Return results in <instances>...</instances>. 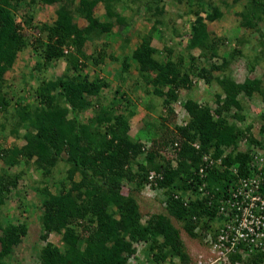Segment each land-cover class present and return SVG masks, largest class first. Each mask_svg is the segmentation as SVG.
Wrapping results in <instances>:
<instances>
[{"label":"trees","instance_id":"16d2710c","mask_svg":"<svg viewBox=\"0 0 264 264\" xmlns=\"http://www.w3.org/2000/svg\"><path fill=\"white\" fill-rule=\"evenodd\" d=\"M123 1L0 0V117L4 118L0 133L10 129L12 136L20 138V130L28 132L22 136L25 140L22 147L8 149L0 143L3 162L0 213L8 195L17 190L25 175L24 170L11 174L14 167L33 163L37 171L44 172L41 176L44 179L62 161L69 165L67 192L52 193L48 187L38 188L42 202L40 241L44 243L39 251L41 264H128L137 254L135 246L140 244L147 245V252L154 259L152 264H163L169 257L189 264L185 241L171 219L180 223L189 237L201 242L208 233L215 234V227L221 225L217 208L208 206V198L202 200L195 194L201 179L196 177L189 183L193 171L202 165L205 154L212 153L215 158L223 157L225 166L238 164L239 175L245 177L253 157L250 150H239L241 141L246 140L248 149L264 150V139L257 140L252 126H245L249 107L245 99L264 103V80L246 77L243 82H237L232 78L231 66L243 53L234 48L224 56L226 38L219 39L209 30L208 22L224 17L214 0H175L197 14L191 25L192 37L186 55L176 56L173 47L165 46L164 59L153 46L154 32H139L140 42L132 59L140 74L133 87L145 86L146 93L161 100L168 114L167 118L161 115L164 129L149 142L150 146L131 136V119L135 115L131 100L124 95L107 103L102 92L110 84L98 76L81 74L89 67L88 62L105 63L104 54L88 55L86 45L92 39L115 34L117 27L123 30L129 25L128 17L118 11ZM149 1L148 12L155 10L154 28L164 26L162 18L166 12L160 6L163 0ZM223 3L229 6L226 1ZM55 4L60 6L51 24L37 25L32 17L19 14L22 7ZM251 4V8L240 14L243 19L240 27L259 34V53L264 57L261 29L264 0H251ZM99 5L105 9L104 19L95 14ZM197 5L199 9L194 10ZM80 19L87 22L86 27L79 25ZM28 49L50 67L58 61L66 62V73L57 79L41 81L37 89L39 105L17 102V107L12 109L6 75L14 69L18 55ZM196 50L200 51L198 57L192 54ZM251 67L250 71L254 72L256 65ZM128 68L125 65L126 71ZM196 81L219 85L223 94L217 95L215 109L187 97L184 103L187 120L183 125L177 124L171 120V116L177 117L174 105L182 91L195 89ZM60 99L63 105L58 104ZM90 109L93 110L90 117H85ZM231 118L233 123L229 122ZM259 120L260 133L264 135V112ZM196 143L199 149L194 146ZM235 180L228 169H214L207 178L216 196L226 194L224 190ZM124 181L136 186L128 196L122 185ZM147 184L164 191L171 219L159 214L142 224L137 196ZM3 220L0 219L1 257L21 245L29 233L27 223ZM51 235L60 237L63 246L50 242ZM232 259L234 263L242 260L237 256Z\"/></svg>","mask_w":264,"mask_h":264},{"label":"rangeland","instance_id":"374dc122","mask_svg":"<svg viewBox=\"0 0 264 264\" xmlns=\"http://www.w3.org/2000/svg\"><path fill=\"white\" fill-rule=\"evenodd\" d=\"M125 1V3H124ZM118 6V11L124 14L129 19V25L124 28H116L112 35H103L99 38L92 39L86 45L85 52L88 55L104 54L105 63L95 64L93 61L88 62L89 67L81 72V74H90L91 76H98L110 84V88L104 89L102 95L107 100V103L113 102L114 97L121 98L126 96L129 98L134 106L135 115L131 119L130 134L136 139L143 140L147 146H150L153 138H158L163 129L161 127V115L167 118V112L161 105V100L152 96L151 93H146L145 86L142 85L134 88L133 83L139 76L138 66L132 59V54L139 45V32L143 34L153 33V46L161 51L162 58H166L163 50L165 46L173 47L176 56H183L187 54V46L190 43L192 33L191 25L197 20V14L190 12L187 5H179L175 0H163L160 6L165 7V15L162 18L164 26L161 25L154 28L155 20L153 14L155 10L148 12L150 6L149 0H124ZM223 1L228 2L226 7ZM235 0H214L222 10L223 18L220 21L213 23L208 22L209 30L220 38H226L225 46H223V55L227 56L234 48L242 50V55L239 56L231 66V76L237 82H243L246 77L251 79L260 77L264 80V63L259 53V34L240 27L242 16L248 8L252 7L251 0H239L238 3H233ZM60 4L53 6L38 5L35 7H22L19 14L21 16H30L37 25L43 23H53L56 20V11ZM154 8V4H152ZM199 9L198 5L194 10ZM140 10V11H139ZM139 11L135 15V12ZM263 12V10L261 11ZM153 13V14H152ZM96 16L100 18L105 17V9L99 5L95 10ZM206 17V13L202 14ZM79 25L86 27L87 22L80 19ZM261 29L264 33V24L261 23ZM192 54L198 57L199 50ZM264 58V57H263ZM261 61V62H260ZM45 65V66H44ZM125 65H129L127 71ZM252 65H256L255 71L251 72ZM67 63L64 61L55 62V65L49 66L45 60L38 58L30 49L20 53L16 60L14 69L6 75L7 91L9 97L13 98L12 106L17 107V102L22 104L39 105L37 100V89L41 81L47 79H57L64 76L66 73ZM223 90L219 85L208 86L202 81H196L195 89L190 91H182L180 100L174 105L176 116H171V120L177 124H184L187 120L186 112L184 110V103L187 97H192L201 104H209L214 109L216 105L217 95H222ZM121 100V99H120ZM248 109L245 112L246 122L245 126H252V134L256 136L257 140H263L264 135L260 133V114L264 112V103L259 100H249ZM63 105L60 99L58 104ZM150 105V107H148ZM154 107V109H153ZM92 109L85 113V117H90ZM230 117V116H229ZM4 121L0 117V123ZM230 123L234 119L229 120ZM9 126V125H8ZM171 126L173 124L171 123ZM244 127L243 124L241 125ZM10 128V127H9ZM21 137H14L10 134V129L0 133V143L8 148L22 147L25 145V140L22 136L28 132L20 130ZM30 165H22L20 168L14 167L10 172L16 174L20 170L25 171L24 178L19 182L17 190L8 195L5 200L4 208L0 213L1 221L3 219H10L14 222H25L29 226L28 236L24 242L16 247L9 255L1 257L0 264H41L39 259V251L44 246L40 241V221L42 214V202L39 196L38 188L43 189L48 187L52 193L67 192L70 189V184L67 179V170L69 165L66 162H61L49 176L44 179L42 170H36ZM3 168V162L0 159V169ZM80 177H76L79 181ZM35 182L38 183L34 187ZM124 192L128 196L134 189L135 183L124 181L122 183ZM148 187L149 189H147ZM138 194V205L141 211V222L145 224L154 215L163 214L171 219L167 214L164 191L151 187L149 184ZM151 189V190H150ZM176 228L180 229L183 240L185 241L186 252L189 254V264H210L200 259V255H205L203 247L198 240L190 238L180 223L171 219ZM201 229V228H200ZM199 229V230H200ZM198 230V232H199ZM50 242L62 247L63 243L60 237L51 235ZM203 244V242H202ZM137 254L132 257L128 264H152L153 257L147 252V245L140 244L135 246ZM1 252V246H0ZM163 264H183L179 259L169 257Z\"/></svg>","mask_w":264,"mask_h":264},{"label":"built area","instance_id":"2783aa9c","mask_svg":"<svg viewBox=\"0 0 264 264\" xmlns=\"http://www.w3.org/2000/svg\"><path fill=\"white\" fill-rule=\"evenodd\" d=\"M194 146L200 148L198 143ZM246 146V140L241 141L239 150H250L253 157L247 176L239 175L238 164L225 166L223 157L215 158L209 153L204 155L202 165L193 171L194 177L189 180L192 184L196 177L201 179L202 183L195 187L196 196L202 200L208 198V206H215L220 216L221 225L215 227V234L208 233L203 244L195 239L206 253L200 255V259L210 264H264V150ZM214 169H228L236 178L222 196H216L215 188L207 181L208 173ZM154 177L152 172L151 178ZM234 256L242 260L234 263Z\"/></svg>","mask_w":264,"mask_h":264},{"label":"bare ground","instance_id":"6f19581e","mask_svg":"<svg viewBox=\"0 0 264 264\" xmlns=\"http://www.w3.org/2000/svg\"><path fill=\"white\" fill-rule=\"evenodd\" d=\"M200 258V257H199Z\"/></svg>","mask_w":264,"mask_h":264}]
</instances>
